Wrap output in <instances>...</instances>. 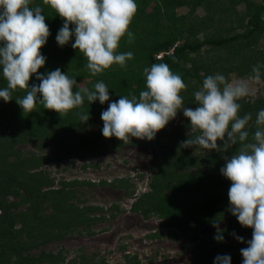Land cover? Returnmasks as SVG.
I'll use <instances>...</instances> for the list:
<instances>
[{"label":"trees","instance_id":"obj_1","mask_svg":"<svg viewBox=\"0 0 264 264\" xmlns=\"http://www.w3.org/2000/svg\"><path fill=\"white\" fill-rule=\"evenodd\" d=\"M211 1L135 0L138 10L129 28L135 39L128 43L127 36L123 37L117 50L118 53L132 52L133 59L127 61L123 68L114 64L103 73L92 76L86 68L87 59L71 47L75 42L74 35L68 44L58 45L56 35L63 26V19L50 6L44 5L43 0H33L30 6L39 5L43 8L42 14L50 30L46 44L40 49L46 60L38 73L46 75L59 68L89 89H93L96 82L103 81L109 88L110 99L103 105L99 100L91 104L85 100L82 108L70 110L61 117L40 104L33 112L24 113L16 102L17 98L25 95L19 89L13 93V99L9 102L0 98V264H64L65 256L61 250L54 253L41 249L36 255L31 250L62 238L67 232L81 233L84 228L86 233H90L88 227L103 219L100 215H93L101 207L81 206L72 202L77 194L72 186L83 182L76 179L61 181L56 188L53 186L54 179L40 168L48 160L84 154L91 156L104 151L106 144L96 140L102 136L99 130L103 128V122L99 120L101 113L122 95H136L139 98V93L147 90L143 72L145 67L150 68L154 63H167L187 85L186 91L181 93L184 106L194 109L197 105L193 93L199 90L197 86H202L207 76L215 73L227 76L228 72L235 69L239 74L250 77L254 65H264V51H256L258 38L264 31V4L253 0H225V3L216 5L211 4ZM241 3L244 10L238 12L236 7ZM183 7L186 11L177 13L178 8ZM197 8L202 9L203 15H196ZM210 25L214 26L213 34L205 31ZM74 27L70 25V30ZM222 27L227 32L240 28L242 31L225 37L216 36ZM230 43L235 44V47L237 45L235 57H223V65H217L220 60L214 56L207 55L209 58L205 60L204 52H201L206 46L215 49ZM0 46H3L2 42ZM236 58L238 62H235ZM261 78L264 80V69ZM39 83L34 74L29 86H38ZM6 86L7 81L0 68V88ZM239 103L242 105L241 117L246 113L252 115L247 126L251 138L256 131V114L264 109V95L254 99L245 97ZM80 112L89 114L86 123L79 120L77 113ZM178 113L182 117L179 123L168 128L174 121L171 120L163 132L157 133L154 141L143 143H162L164 146L158 150V163L152 170L148 190L136 195L130 207L139 211L143 217L153 215L176 226L179 231L169 229L166 233L172 240H178L216 222L235 218L228 210L231 181L222 176L220 169L226 163L225 157H231L239 147L233 145L225 152L209 149L200 153L192 152L181 143L199 132L192 130L191 122L183 115V111ZM46 140L54 142L62 152L49 156L35 153L23 156V151L17 147V144L23 142L43 144ZM129 142L142 143L134 139L124 142L112 137L110 147ZM218 144L221 142L218 141ZM101 184H106V181H101ZM111 184L124 188L127 195L134 194L128 177L116 178ZM49 208L50 211L45 213L44 209ZM114 208L118 210L116 205ZM221 230L223 241L214 239L217 234L215 229L199 236L193 246L190 258L192 264H214L218 255L230 256L231 264H242L240 250L248 247L247 242L252 239L253 229L241 226L235 219ZM232 233L243 235L244 242L229 243L234 237ZM157 234L159 232L151 236ZM125 259L127 264H137L136 256H125ZM71 262L74 263L73 260ZM102 264H105L104 261Z\"/></svg>","mask_w":264,"mask_h":264},{"label":"clouds","instance_id":"obj_2","mask_svg":"<svg viewBox=\"0 0 264 264\" xmlns=\"http://www.w3.org/2000/svg\"><path fill=\"white\" fill-rule=\"evenodd\" d=\"M43 4L50 6L64 21L56 35L58 45L68 44L74 35L71 47L87 59L86 68L92 76L114 64L123 68L133 59L132 52L118 53L117 50L123 37L127 36L128 43L135 39L129 30L138 10L135 0H43ZM30 5L33 0H0V42L3 44L0 68L7 81V86L0 88V98L9 102L19 89L25 95L16 102L24 113L33 112L40 104L61 117L70 110L82 108L85 100L89 104L99 100L102 105L109 101V88L103 81L89 89L59 68L46 75L38 73L46 60L40 49L46 44L50 30L42 14L43 8ZM70 25H74V29L70 30ZM262 69L264 65H254L253 74L247 80L233 82L219 73L207 76L202 87L193 93L197 105L193 109L184 106L181 93L186 91L187 85L182 77L167 63H154L143 70L147 90L141 91L139 98L122 95L101 113L105 138L114 136L127 142L135 137L151 141L183 111L192 130L199 132L183 141L184 147L200 146L225 152L233 145L239 146L231 157H225L220 173L231 181L228 210L241 226L253 229L248 247L240 250L242 264H264V109L256 114V131L250 138L247 126L252 115L246 113L241 117L239 103L254 95L249 81L260 83ZM34 74L40 83L30 87ZM77 116L81 122L89 120L88 113L80 112ZM213 227L217 229L214 239L223 241L219 223H214ZM236 239L244 242L243 237ZM214 264H231V257L218 255Z\"/></svg>","mask_w":264,"mask_h":264},{"label":"rangeland","instance_id":"obj_3","mask_svg":"<svg viewBox=\"0 0 264 264\" xmlns=\"http://www.w3.org/2000/svg\"><path fill=\"white\" fill-rule=\"evenodd\" d=\"M224 1L225 0H213L210 3L217 5L225 3ZM253 1L264 4V0ZM243 10L244 5L242 3L237 5L236 11L241 12ZM185 11L186 8L184 7L178 8L177 13H184ZM196 13L198 16L203 15L201 8H197ZM224 24L225 23L222 25ZM213 30L215 31L214 26L210 25L205 31L207 34H213ZM224 30L225 27H222L216 33V36L225 37L235 32H241L242 28L228 32ZM236 47L233 43L215 49H209V47L206 46L201 49V52H204L203 56L205 60L209 58L207 55L214 56L215 59L220 60V63L217 65H223L225 62H223V57L227 55L235 57L234 50H236ZM256 48V51H264V31L258 38ZM206 49L207 51L209 49V51L206 52ZM239 49L241 53V47ZM243 55L241 58H243ZM236 61L238 62V58L235 59V62ZM228 62L226 64H228ZM234 70L228 72L227 76H225L228 78L229 82L238 79L247 80L249 78V75L239 74L237 70ZM200 73H203V71ZM78 83L83 85L81 81H78ZM249 85L254 95H250L247 98L254 99L264 95V80L262 78L260 83L249 81ZM197 87L200 89L202 86L199 85ZM107 108L103 111L107 110ZM181 119L182 117L177 113L176 118L173 119L174 121L171 125H168V128L174 127ZM99 120L102 121L101 117ZM92 128L93 127H89V129ZM102 129L101 127L99 128L100 131H102ZM164 130L165 128L159 132H163ZM111 138H105L102 135L96 139L106 144L104 146V151H100L97 154L91 156L88 154L70 156L61 160H48L41 166L40 169L47 171L49 177L54 179L53 186L56 188L59 187L61 181L76 179L77 181L83 182L72 186L77 193L75 198L72 199V202L80 204L81 206L93 205L101 207V209L95 211L93 215H100L103 219L96 221L88 227V230L91 231L90 233H86L84 228L81 229V233H76L75 231L67 232L60 239L46 242L42 246L34 248L31 250L32 254L36 255L41 249L54 253L61 250L65 256L64 264H84L85 262L88 264H102V261H104L105 264H127L128 261L125 259V253H128L126 255L130 258L136 256L137 264H192L190 258L193 254L195 242L198 240L199 236L211 230H217L213 227V224L201 228L187 236L184 235L177 241L172 240L166 233L169 229L179 231L178 228L164 219H160L153 215L143 217L139 211L132 210L129 207L131 202L135 199L133 195L129 196L125 194L123 192L124 189L111 184L116 178L128 177L129 183H132V188H134V192L138 196L142 192L148 190V183L153 173L152 170L157 167L158 150L164 145L162 143L155 144L153 147H151V145H143V143L149 140H140L133 137L130 138L129 141L134 139L142 143L140 145H130L132 143L129 142L128 145L110 147ZM156 138L157 134L151 141H154ZM46 141L44 142L45 144L23 142L17 144V147L23 151V156H29L30 153L49 156L62 152L57 149L54 142L51 143L49 140ZM99 144H101V142H99ZM188 149L196 153L207 150L200 146L188 147ZM8 159L11 158L9 157ZM109 180H111V182H109ZM101 181H106V184H101ZM115 205L118 207L117 211H115ZM49 211L50 208L44 209L45 213ZM231 221L232 219H225L218 222L219 228L228 227ZM155 232H159V234L152 237L151 234ZM237 236L244 237L243 235H234V237L229 240V243H236L238 241L236 239ZM81 257H83L82 260ZM72 260L74 263L71 262Z\"/></svg>","mask_w":264,"mask_h":264},{"label":"flooded vegetation","instance_id":"obj_4","mask_svg":"<svg viewBox=\"0 0 264 264\" xmlns=\"http://www.w3.org/2000/svg\"><path fill=\"white\" fill-rule=\"evenodd\" d=\"M128 144H129V143H128ZM128 144H123V145H128ZM130 145H140V144H130ZM143 145H149V144H143ZM153 145H155V144H151V147H153ZM88 155H89V154H88ZM80 156H82V155H80ZM109 182H111V180H109ZM92 184H93V183H92ZM122 189H124V188H122ZM123 192H124V191H123ZM136 195H137V194L134 192V194H133V198L136 199ZM129 196H132V195L130 194ZM135 199H134V200H135ZM134 200H133V201H134ZM133 201H132V202H133ZM132 202H131V203H132ZM130 207H131V204H130ZM130 207H129V208H130ZM173 226H174V225H173ZM175 227H176V226H175ZM176 228H177V227H176ZM176 241H177V240H176ZM126 254H128V253H125V256H128V255H126Z\"/></svg>","mask_w":264,"mask_h":264},{"label":"water","instance_id":"obj_5","mask_svg":"<svg viewBox=\"0 0 264 264\" xmlns=\"http://www.w3.org/2000/svg\"><path fill=\"white\" fill-rule=\"evenodd\" d=\"M235 219H237V218L235 217Z\"/></svg>","mask_w":264,"mask_h":264}]
</instances>
